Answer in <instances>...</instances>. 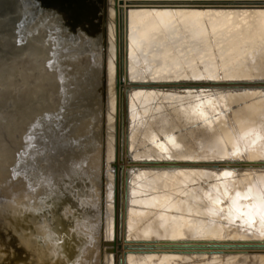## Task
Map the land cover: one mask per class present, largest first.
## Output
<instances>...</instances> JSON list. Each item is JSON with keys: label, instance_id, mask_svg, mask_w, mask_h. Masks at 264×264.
Instances as JSON below:
<instances>
[{"label": "bare ground", "instance_id": "6f19581e", "mask_svg": "<svg viewBox=\"0 0 264 264\" xmlns=\"http://www.w3.org/2000/svg\"><path fill=\"white\" fill-rule=\"evenodd\" d=\"M19 1L14 6L11 0L12 7H4L0 28L4 17L10 19L19 5L24 7ZM64 1L67 6L69 1ZM83 1L71 0L70 12L47 8L28 23L22 38L16 35L14 49L0 56V264H25L15 246L27 255V264H173L177 260L161 254L170 250L136 249V244L124 242L119 237L124 219L129 238L264 237V172L240 173L231 179L224 173L232 172L195 168L207 165L134 162L127 152L134 148L138 156L149 154L160 160L167 154L175 159L213 158L225 151V155L239 151L235 156L264 158V102L238 108L229 131L191 126L159 142L157 136L166 137L181 126V119L185 124L194 120L196 105L178 103V108L174 98L152 104L153 94L135 91L127 109L124 90L138 86L122 81L116 88L115 77L126 8H132L128 14L131 74H143L145 63L151 75H181L186 69L192 72L197 60L215 71L216 59L224 66L233 64L240 46L249 43V55L256 51L260 56L253 64L246 62L248 78L264 74V10L160 11L141 7H190L215 1L104 0L99 54L92 49L98 35L95 10L84 1L91 15L79 14ZM3 3L0 0V8ZM75 15L78 30L88 27V32H77L78 37L63 29V22L69 23ZM96 63L102 71L99 105L89 101L83 107L77 98L84 94L81 78ZM205 111L201 108L199 116ZM160 166L175 168L145 170ZM76 170L87 177L82 193L74 192ZM220 200L227 202L225 212ZM220 214L227 222L239 217L240 226L218 222ZM124 250L128 254L120 258L118 252ZM253 258L264 264L263 256ZM244 260L242 264H248ZM230 262L238 264L231 257H211L200 264Z\"/></svg>", "mask_w": 264, "mask_h": 264}, {"label": "water", "instance_id": "95a60500", "mask_svg": "<svg viewBox=\"0 0 264 264\" xmlns=\"http://www.w3.org/2000/svg\"><path fill=\"white\" fill-rule=\"evenodd\" d=\"M21 2L24 1V7L19 5V12L15 16L17 18V30H19L18 35L16 38H22L21 34H25L26 26L28 25L29 19L35 17H41L45 11L51 8L53 10H61L65 12V8H71L70 1L69 7L68 5H64V0H20ZM19 1V2H20ZM92 4V11L95 13L94 18L97 22V37H96V45L92 49H95L97 53L100 54V44L103 40V29H101V19L104 12V0H84ZM82 2L81 9L79 8V14H82L81 11H84V14L91 15L86 2ZM202 1V0H201ZM215 1L217 3H211V5H200L196 4L190 7H176V8H155V7H141V9H148V10H205V11H220V12H237V13H255L257 11L264 10V0H210ZM10 6L12 4L11 0H4ZM32 2V3H31ZM23 3V2H22ZM35 3V5H34ZM15 4V5H14ZM17 2H13V5L16 6ZM73 4V3H72ZM93 4L96 5L93 8ZM3 8H0V13L4 11V7L7 9L9 6H5L4 3L2 4ZM63 6V9L61 7ZM12 7V6H10ZM48 8V9H47ZM83 8V9H82ZM132 8H126L122 10V30L120 36L122 40H120V66H119V76L116 77V88L118 82L125 81L130 85H137L138 87H126L124 90V94L127 97V109L129 108V96L130 93L133 92H142V93H150L153 94L152 104H157L159 100L167 101L172 100L173 98L177 102L178 108L180 105L178 103L192 105L191 107H195V119L190 121L188 124H185L183 119L180 122L181 126L176 127L170 131V133L164 136H157V141L164 142L167 138L170 137H177L182 130L187 129L191 126L203 128L205 127L206 130L209 132H216L220 128L225 129V131H229L232 125L235 122L234 116L235 111L242 107L243 105H247L249 103H257V102H264V74H258L256 76L246 77L244 72L250 70L245 68L246 62L249 64L255 63L257 60L259 53L256 51H252L251 55H249L248 51V44L244 46H240V49L237 53V59L233 62V64L229 65H221L220 60L216 59L214 63L216 64L215 71H211L205 64L204 61L197 60L195 63V67L192 72L188 69L184 70L185 72L181 73V75H173V74H160V75H151L147 71L146 64H142V70H144L139 75L131 74L129 70V24H128V14ZM140 9V8H139ZM42 10V11H41ZM14 13V12H13ZM12 13V15H13ZM19 13V15H18ZM9 14V13H8ZM35 15V16H34ZM7 16V15H5ZM67 17V16H66ZM75 19L69 20V25L75 26V22H77V15L74 16ZM79 17V16H78ZM5 18V17H4ZM20 18L28 19L27 21L23 19L20 21ZM68 18V17H67ZM70 18V16H69ZM85 18V16H84ZM83 18V19H84ZM20 21V22H19ZM19 22V23H18ZM22 22V23H21ZM64 26L68 23L63 22ZM1 26V25H0ZM3 26V25H2ZM82 26V25H80ZM66 27V26H65ZM79 27V26H78ZM72 28V27H71ZM70 28V29H71ZM14 29V28H13ZM69 29V30H70ZM83 32H88V27H81L80 28ZM90 29V28H89ZM72 30V29H71ZM70 30V31H71ZM79 31V30H77ZM73 32V31H72ZM80 32V31H79ZM102 32V33H101ZM1 33V28H0ZM74 34V33H73ZM76 37V36H75ZM0 49L3 51L6 48L7 39L0 37ZM15 38V41H16ZM93 42V41H92ZM16 43V42H14ZM88 45H90V42ZM243 47V48H242ZM65 50V49H64ZM0 56H2L0 54ZM264 55H261L263 58ZM3 59V58H2ZM101 66L99 63H96L93 66V69L81 78L82 84V91L84 93L82 96L77 94V98L81 101L82 106L84 107L85 102L94 101L96 105H99V97H100V85L99 81L101 79ZM101 71V72H100ZM259 72V71H257ZM249 84H256L255 86H250ZM84 86V87H83ZM81 89V90H82ZM85 96V98L83 97ZM85 101H83V99ZM87 98V100H86ZM93 99V100H92ZM97 99V100H96ZM174 101V102H175ZM211 102V108L208 104ZM88 103H85L87 105ZM98 105L96 107H98ZM201 108L206 110L205 114L199 116V112H201ZM209 109L210 112L208 111ZM128 116V120L130 116ZM131 122V119H130ZM128 123V125L130 124ZM264 120L262 119V125ZM227 149V147H226ZM225 149V150H226ZM223 150V152L225 151ZM128 157L131 161L140 162L144 164H201L207 165L205 167H195L201 168L205 170L212 169L215 172H223L228 171L232 172L231 175H227L228 178H238L240 173H248L252 171L264 172V158H256V159H248L245 153H242V156H235L239 151L236 153L230 152L229 155H225V153L215 154L213 158L211 157H203L201 155H195V157H186L182 159H175L172 155L167 154L166 159L163 158L160 160L155 156L146 154L145 156H138L135 153L134 148H127ZM143 155V154H140ZM225 155V156H223ZM114 165V164H113ZM175 167H147L145 170L149 171H158L161 169L164 170H171ZM190 168V167H188ZM78 170V169H77ZM75 171L73 175L74 181V192L77 190L79 192H84L87 189V177L85 178L82 176V172ZM143 170V169H141ZM140 170V171H141ZM215 181L221 180L219 178H215ZM236 181V179H233ZM100 181V180H99ZM208 186V185H207ZM129 191V190H128ZM130 192V191H129ZM101 195V194H100ZM103 195V192H102ZM102 195L101 198V207H102ZM128 205V204H127ZM219 206L221 207L222 212H225L227 202L224 200H220ZM241 215V214H240ZM218 222L223 224H228L232 226H240L239 217L234 218L232 221L227 222L225 215L220 214L218 217ZM124 228L122 235L119 237H123L124 242L128 244H136L133 246L134 248L140 247H151V248H160L165 250H170L169 252H161L164 254H168L170 256L175 257L177 260L173 262V264H192L194 261H187L186 256L189 253H196L200 254V256H208L207 258L198 259L193 262V264H200L207 262L211 259V257H216L217 259L224 260L226 258H235L236 263H242V258L244 257L245 263H250L251 259L254 256H263L264 257V237H247V238H223V239H204V238H188V237H161V238H129L127 236V224L126 219L123 221ZM234 228V227H233ZM250 229L249 227H247ZM119 240V239H118ZM213 240V241H211ZM101 244V243H100ZM118 248H121V243L117 244ZM130 247V246H129ZM17 253L21 255L22 258L25 260V264L28 262L27 255L20 251L19 247L15 246ZM20 251V252H19ZM213 251V252H211ZM158 254L157 252H155ZM120 258L125 257L128 253L119 251Z\"/></svg>", "mask_w": 264, "mask_h": 264}, {"label": "rangeland", "instance_id": "374dc122", "mask_svg": "<svg viewBox=\"0 0 264 264\" xmlns=\"http://www.w3.org/2000/svg\"><path fill=\"white\" fill-rule=\"evenodd\" d=\"M32 3V2H31ZM4 5L5 6H9L8 4H7V2H4ZM34 5H35V3H34ZM61 9H63V6L61 7ZM66 10L65 11H69V9L68 8H65ZM42 11V10H41ZM70 12V11H69ZM35 16V15H34ZM36 18H38V17H35V18H32V19H29V22H32V21H34ZM4 19V22H3V27L1 28V33H0V37L3 35V37L4 38H6L7 40H9V41H7V42H9V44L8 43H6L5 45H6V49L4 50L3 49V51L2 50H0V54L3 56L4 55V53L5 52H7L8 50L7 49H11V50H13L14 49V45H15V43H14V39H15V37H16V34L18 35V33L17 32H19V30H17V28L16 27H19L18 25H17V18H15V20H14V17L13 18H10V19H8V17H5V18H3ZM23 19L24 18H22V20H21V18H20V21H23ZM73 19H75V17H73ZM24 20H28V19H24ZM19 21V22H20ZM18 22V23H19ZM68 22H70L69 20H68ZM78 22V21H77ZM77 22H75V24H77V25H75L74 27L73 26H71V25H69V23H68V25L66 24L65 26H63V29L64 30H66L67 32H70V33H74L73 35L74 36H76V37H78V35H77V32H81L82 33V31L81 30H79V31H77L79 28H78V23ZM22 23V22H21ZM72 27V28H71ZM14 28V29H13ZM72 30H71V29ZM71 31H73V32H71ZM0 40H2L1 38H0ZM1 47V46H0ZM27 58H29V57H26L25 59H27ZM250 215V214H249ZM186 256V259H187V261H195V260H198V259H203V258H207L208 256H204V257H202V256H200V254H196V253H194V254H192V253H189L188 255H185ZM254 260H252L251 259V262L250 263H248V264H259L258 262H257V260L255 259V258H253ZM193 261V262H194ZM193 262H192V264H193ZM243 263V262H242ZM242 263H240V264H242ZM228 264H232V262H230V263H228Z\"/></svg>", "mask_w": 264, "mask_h": 264}, {"label": "snow or ice", "instance_id": "6c2138e0", "mask_svg": "<svg viewBox=\"0 0 264 264\" xmlns=\"http://www.w3.org/2000/svg\"><path fill=\"white\" fill-rule=\"evenodd\" d=\"M224 175H226V176H227V175H231V173H224ZM240 195H241L240 193H237V198H239ZM245 196H247V194H245Z\"/></svg>", "mask_w": 264, "mask_h": 264}]
</instances>
